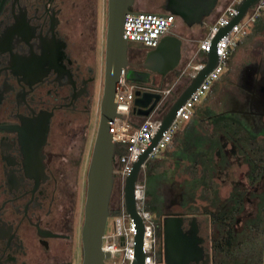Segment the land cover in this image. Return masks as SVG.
Masks as SVG:
<instances>
[{
  "label": "flooded vegetation",
  "instance_id": "obj_1",
  "mask_svg": "<svg viewBox=\"0 0 264 264\" xmlns=\"http://www.w3.org/2000/svg\"><path fill=\"white\" fill-rule=\"evenodd\" d=\"M175 1L133 0V5L163 13ZM218 1L211 14H218ZM107 13L108 0L101 6L99 0H0V264H74L75 196L70 187L62 188L68 178L59 167L66 170L76 158L64 159L59 138L78 117L84 118L78 139L86 137L94 91H103ZM128 43L127 68L144 70L148 49L133 59ZM177 70L161 78L160 87ZM154 74L148 83L156 81ZM70 140H77V131ZM114 190L113 185L111 194ZM168 214L179 215L182 234L194 232L197 240L200 255L186 264H214L210 216L203 213L162 211L160 257L162 217Z\"/></svg>",
  "mask_w": 264,
  "mask_h": 264
},
{
  "label": "water",
  "instance_id": "obj_2",
  "mask_svg": "<svg viewBox=\"0 0 264 264\" xmlns=\"http://www.w3.org/2000/svg\"><path fill=\"white\" fill-rule=\"evenodd\" d=\"M255 2L256 0H244L238 4L237 15L213 37L210 50L206 53L205 64L190 78L175 99L170 102L161 117V125L152 139L151 145L132 163L131 169L125 177L122 186L124 208L133 220L135 228L134 257L131 264H142L144 256L142 249L143 222L136 212L134 200V183L137 180L141 165L147 160L148 152L160 138L161 132L174 119L177 107L189 97L206 74L217 64L218 57L214 48L216 40L233 23L237 22L246 9ZM178 4L179 8L177 10L168 9L167 11L179 16L187 26L203 25L204 20L212 13L216 0H178ZM132 5L133 0H108L103 91L99 107V121L86 171V189L81 226V264H105L104 260L110 258V254L101 249V243L106 221L110 216L109 199L114 185L115 143L112 140L109 126L116 114L115 91L116 85L120 81V72L123 70L125 78L130 82L147 84L149 73H157L163 78L178 65L181 58V39L174 35H164L156 47L148 49L145 53L144 70L135 71L127 68V42L122 37V22L124 14L129 12ZM159 101L160 94L158 92L135 90L131 110L136 115L145 117L158 105ZM181 220L182 218L176 214H168L162 217V264H186L189 260L200 255L194 232L189 237L182 234Z\"/></svg>",
  "mask_w": 264,
  "mask_h": 264
},
{
  "label": "rangeland",
  "instance_id": "obj_3",
  "mask_svg": "<svg viewBox=\"0 0 264 264\" xmlns=\"http://www.w3.org/2000/svg\"><path fill=\"white\" fill-rule=\"evenodd\" d=\"M229 1L230 0H219L216 11L219 13L229 3ZM102 3L103 0H99L100 6ZM147 7L150 8V6ZM130 9L141 10L144 8L141 6V4L134 3ZM217 15V13H213L206 19L205 22L207 23H204L203 25L195 24L190 27L185 25V23L180 18H178L174 22L172 28L168 31L169 33H178L180 35L182 58L180 59L178 65L174 68L178 69L177 74L170 73L163 80V87L171 88L170 94H168L169 96H167L166 100L159 106L158 109H160V111H157L154 114L160 115V113H164L167 110L170 102L175 99V97L180 93L181 89H183L188 83L185 73L181 75L180 78H178V74L186 65V58L188 56L189 58L193 56V53L196 49V41L204 35L208 22L210 23L213 21ZM260 34L261 35H256L254 33L251 34L250 31L249 36H247L233 48L229 63L227 65H223V72L219 79L216 80L217 87L215 93L209 97L205 96V98L206 105L211 113H226L232 115L241 120L252 133H255L259 136H264V36L262 33ZM145 49L146 48L142 44L133 42L128 43V50L130 51L133 59L139 58L138 55H141L139 51ZM198 58L199 57H195V61H198ZM190 70L191 69L189 68L187 69V71ZM154 75L156 77V81L154 83L160 86L162 77L157 73ZM180 87L182 88L180 89ZM100 97L101 92L95 89L93 101L94 106L92 109L91 120L88 123L86 137H83L80 140L78 139L81 133L80 122L82 123L84 121L83 117H78L72 120L71 125H68L64 131L62 130L60 134L61 136L59 138L60 146L58 148L64 149L66 152L64 159H67L68 161H74L76 158L75 165L74 162H71L72 166H68L69 168L67 167L66 170L65 168L59 167V173H61V177H66V179L68 178L67 180L69 181L68 182L64 179L65 181H62L61 183L62 188L68 189L70 187L75 196L76 235L74 264H80L81 259L79 227L83 217V204L86 189V171L92 149L91 146L93 144L97 129L99 114L98 102ZM133 119L134 121L138 122L142 120V117ZM178 126L180 129V142L183 143V146L180 145L181 147L177 149L173 146H169L167 148L168 154L165 156V165L158 168V170H164L161 171V173H163L162 178L164 179V182H162V185H159L158 187V196L161 199L163 208L162 211H166V208H168L170 202H175L174 187L176 183H178V181L182 180L183 178V176L181 177L179 174H182V169L184 166H189L194 153L203 151L207 145L204 135L200 132V130H198L197 126L194 125L192 121H190V118L180 121ZM73 130L77 131L76 141L70 140ZM219 155L215 156L217 163L221 161V157ZM157 156L159 155L157 154ZM221 156L224 158L227 157V160L230 162L228 169L231 172L229 171V176L226 180V172L219 169L220 180H226L223 187L219 190L220 197H224L227 194L228 190L231 188L232 181H236L240 185L242 184L245 186L247 191L254 193H259L264 188V181L259 182L255 186H249L244 182L243 174L246 171V166L242 164L237 158L234 147L230 143L226 142L223 144ZM68 161L65 163L68 164ZM113 166V169L117 168V163L114 162V160ZM143 173L144 170L142 169L140 174L141 177H143ZM183 174L187 175L186 172ZM183 180L181 181L182 183ZM192 185L193 183L191 179L186 181L184 185L186 194L191 190ZM114 186L115 190L112 194H110L109 210L118 209L120 200L122 198L121 184L117 182L115 177ZM247 197L249 198V201H245L244 203V210L240 215L237 226L241 220L243 221L245 218L254 214L255 202L251 198L250 194H248ZM177 208L181 209L182 207L170 206L171 211H174ZM113 218L114 215H110L107 218L105 225L106 233L112 232ZM155 250L157 252L159 251V239L155 242ZM119 258H121V255H114L111 258L104 260V263L114 264L113 262L115 261L117 263Z\"/></svg>",
  "mask_w": 264,
  "mask_h": 264
},
{
  "label": "trees",
  "instance_id": "obj_4",
  "mask_svg": "<svg viewBox=\"0 0 264 264\" xmlns=\"http://www.w3.org/2000/svg\"><path fill=\"white\" fill-rule=\"evenodd\" d=\"M259 32L264 36V12L254 22L251 29V34L261 35ZM231 53L224 65L229 63ZM147 84L160 87L155 83ZM216 87L217 82L215 81L205 96L209 97L214 94ZM133 118H140V116L131 110L130 120L133 124H137ZM190 121L204 135L207 145L203 151L194 153L189 166H184L182 169V174L179 175L183 176V183L182 180L176 183L175 202H170L166 211H171L170 206H181V209L177 208L174 211L203 213L210 216L214 264H264V188L259 193H254L247 191L242 184L230 181L232 185L227 194L224 197L219 196V190L223 187L230 171L228 169L230 162L227 157L221 156L223 144L227 142L234 147L237 158L246 166L243 174L244 182L249 186H255L264 181V136L252 133L241 120L232 115L211 113L206 105L205 97L194 106ZM180 145L183 146V143L180 142V129H177L170 143L158 154L159 156L151 157L145 162L143 207L155 221L156 240H158L157 217L163 210L161 199L158 196V187L164 182L163 173H161L164 170H158V168L165 165L167 148L173 146L177 149L181 147ZM126 152L127 144L115 142L114 162L118 156ZM217 155L221 157L219 163L215 159ZM219 169L226 172V180L222 178V181L220 180ZM184 172L187 175L183 174ZM190 179L193 185L186 194L184 185ZM248 194L255 199V212L245 218L238 227L236 221L243 213L244 199ZM117 211V209H111L110 215H116Z\"/></svg>",
  "mask_w": 264,
  "mask_h": 264
},
{
  "label": "built area",
  "instance_id": "obj_5",
  "mask_svg": "<svg viewBox=\"0 0 264 264\" xmlns=\"http://www.w3.org/2000/svg\"><path fill=\"white\" fill-rule=\"evenodd\" d=\"M242 1L244 0H230L218 13L216 18L208 23L204 35L197 41L193 56L182 68L180 75L185 73L189 81L203 67L206 62V53L210 50L213 37L237 15V5ZM263 12L264 0H256L255 3L246 9L243 16L216 40L214 48L218 57L217 64L206 74L189 97L177 107L174 119L161 132V136L156 144L151 147L147 155V160L157 156V154L168 146L174 132L179 129L178 123L180 121L192 117L194 106L205 97L210 86L222 74L223 65L232 49L246 36L250 26L254 24ZM174 21L175 16L171 12L155 13L139 9H130L123 16L122 37L126 42L139 43L147 49H152L158 45L160 39L172 28ZM199 55H201L200 59L198 58V61H195V57ZM188 68L191 70L187 71ZM135 90L158 92L160 94L158 105H156L149 115L142 117V120L138 121L137 124H133L130 120V111ZM170 90L171 88H158L146 83L130 82L125 78L124 71L121 70L120 72V81L116 85V114L112 118L109 128L114 134L112 136L114 143L121 142L127 144L126 154L116 158L117 168L113 169L115 179L121 184V190L132 163L148 149L152 139L159 130L163 113H160V115L154 113L157 112V107L166 100ZM145 162L141 165L137 180L134 183L135 208L143 222L142 249L144 256L142 264H162V257H160L159 251L157 252L155 250V221L143 207L145 179L144 173L143 177L140 174L142 169L144 170ZM117 210L118 212L113 218L112 232L106 233L104 231L102 235L101 249L108 252L110 258L114 255H121L117 263L115 261L113 262L114 264H131L134 257L133 243L135 228L133 220L125 211L123 197L120 200Z\"/></svg>",
  "mask_w": 264,
  "mask_h": 264
},
{
  "label": "crops",
  "instance_id": "obj_6",
  "mask_svg": "<svg viewBox=\"0 0 264 264\" xmlns=\"http://www.w3.org/2000/svg\"><path fill=\"white\" fill-rule=\"evenodd\" d=\"M206 23H207V22H206ZM208 23H209V22H208ZM253 26H254V24H253L252 26H250V28H249L248 33L246 34V36L250 33V31H251V29L253 28ZM206 28H207V27H206ZM205 31H206V30H205ZM246 36H244V37H246ZM244 37H243V38H244ZM243 38H242V39H243ZM197 41H198V40H197ZM197 41H196V44H197ZM146 49H147V48H146ZM197 57H199V56H197ZM181 58H182V53H181ZM181 58H180V59H181ZM188 58H189V56L186 58V62H188V61L190 60L191 57H190L189 59H188ZM187 59H188V60H187Z\"/></svg>",
  "mask_w": 264,
  "mask_h": 264
},
{
  "label": "bare ground",
  "instance_id": "obj_7",
  "mask_svg": "<svg viewBox=\"0 0 264 264\" xmlns=\"http://www.w3.org/2000/svg\"><path fill=\"white\" fill-rule=\"evenodd\" d=\"M178 5H179V4H178V0H176L173 9H174V10H177V9L179 8ZM153 66H154V65H153ZM115 93H116V91H115ZM112 136H114V134L111 132V137H112ZM137 158H138V157H137ZM136 160H137V159H136ZM136 160H135V161H136Z\"/></svg>",
  "mask_w": 264,
  "mask_h": 264
}]
</instances>
